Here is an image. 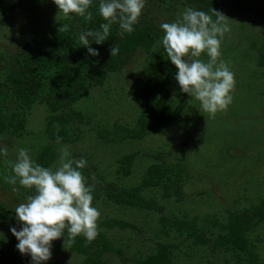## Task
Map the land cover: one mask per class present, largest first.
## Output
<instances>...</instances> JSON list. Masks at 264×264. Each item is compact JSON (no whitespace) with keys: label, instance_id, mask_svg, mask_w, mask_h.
Here are the masks:
<instances>
[{"label":"rangeland","instance_id":"374dc122","mask_svg":"<svg viewBox=\"0 0 264 264\" xmlns=\"http://www.w3.org/2000/svg\"><path fill=\"white\" fill-rule=\"evenodd\" d=\"M154 0H146L142 13L154 15L150 9L159 10ZM188 0H179L170 18L162 22H174L182 18ZM256 4V6H254ZM250 8L264 10V0L249 4ZM161 10V9H160ZM156 15V13H155ZM163 15V13L161 14ZM221 21L229 26L221 42H229L227 51L221 47L219 60L227 62L235 74L233 101L226 110L208 114L200 109V102L188 93L178 95L177 81L168 87V92H155L172 106L171 109L181 115L179 122L162 125L140 141H125L115 145H103L98 141L96 127L112 126L114 123L133 126L141 110L143 98L141 89L148 81L150 69L156 71L151 57L143 50L135 53L121 69L108 75L103 87L93 88L89 99L78 102L75 107L92 118L80 124L74 133L80 139L73 144H55L48 141L43 133L45 111L43 106H34L26 117L27 133L21 138L1 137L0 145L7 147V155L0 157L6 161L5 174L0 180V244L2 257L6 264H32L27 255L17 249L18 241L10 232V227L19 228L15 219V208L26 202L27 198H18L12 184L6 177L13 175L9 162H15L18 149H28L36 162L38 152L45 145H54L56 158L49 168L53 171L59 166L62 150L66 147L68 158L87 160L85 172L88 185L104 180H116V160L124 155L133 156L129 177L119 180L124 185H134L140 181L147 167L154 163L176 166L182 173L183 199L180 202L165 201L159 190L154 189L162 211L142 212L126 210L106 202L103 198L92 205L99 209L97 224L105 219H119L135 225L136 230L105 231L107 237L134 264L137 258L154 253L158 244L171 248L175 264H248L238 262L224 250H214L211 243L203 245L195 242L193 235L202 240L212 241L218 232V224L226 223L229 214L237 215L244 209L258 205L264 197V77L261 68L255 63L251 42L259 43L264 32V22L257 14L248 11L223 13ZM65 16L59 13L52 0H21L16 8L0 15V51L11 54L18 46L52 30ZM157 17V15L155 16ZM156 31L162 22L154 19ZM243 23L246 27L240 29ZM238 27V28H237ZM241 38L245 50L236 52V38ZM158 49L164 50L161 43ZM198 59L205 62L209 57L201 54ZM170 109V110H171ZM77 128V127H76ZM1 168V167H0ZM184 219L191 225L189 231L181 236L174 230L165 234L160 218ZM213 221L217 225H213ZM65 230L64 237L52 242L51 259L44 264H83V256L71 253ZM250 239L257 238L256 252L264 264V221L249 230ZM104 264H121L111 254L103 256Z\"/></svg>","mask_w":264,"mask_h":264},{"label":"trees","instance_id":"16d2710c","mask_svg":"<svg viewBox=\"0 0 264 264\" xmlns=\"http://www.w3.org/2000/svg\"><path fill=\"white\" fill-rule=\"evenodd\" d=\"M41 1V0H39ZM159 10L150 9L154 15L142 13L134 25L132 33L120 35L119 25L114 23L110 34L101 44L91 43V47L99 51L98 56H91L79 41V34L88 30L99 29L100 24L106 23L99 14L100 0H93L89 11L93 13L91 20L72 14L71 18H62L56 27L45 34L34 37L18 46L11 54L0 51V136H14L21 138L27 133L26 117L34 106H43L45 111V127L43 133L48 141L55 144H73L80 139L75 129L80 124L92 118L83 114L75 107L80 102L90 98L93 88L103 87L109 74L121 69L126 61L140 50L145 51L157 66L156 71L150 69L148 81L141 89L143 98L140 113L133 126L114 123L111 127L103 125L96 127L98 141L103 145H115L125 141H140L151 134L155 128L162 125H172L179 122L182 109L175 113L171 104L162 97H155V92H168V87L175 84L177 69L171 64L167 53L160 50L157 44L163 34L154 28V19L158 21L170 18L179 0H154ZM21 0H0V15L16 8ZM256 0H188L190 8L202 10L216 20V12L237 13L242 11L252 13L264 22V10L250 8L249 4ZM256 6V4H254ZM216 11V12H215ZM157 17H155L156 15ZM163 13V15H161ZM182 18H179L180 20ZM62 26H65L62 28ZM246 26L241 23L240 29ZM62 28V29H61ZM238 28V27H237ZM241 38H236V52H243L240 47ZM118 45L119 53L110 55L112 45ZM229 42H221V47L227 51ZM251 50L255 63L261 68L264 77V32L259 43L251 42ZM184 94L178 89V95ZM171 109V110H170ZM77 127V128H76ZM60 142H57V138ZM56 151L54 145H45L38 152L36 163L49 167L54 163ZM6 161L0 160V180L5 174ZM133 156L124 155L116 160V180L101 182L92 186L93 204L103 198L106 202L125 208L126 210L157 212L162 206L152 190L157 189L165 201L180 202L183 199L182 173L176 166H166L154 163L147 167L144 175L134 185H124L120 179L129 177L132 170ZM88 184L85 168L81 169ZM8 183V181H7ZM13 189L18 198H28L35 195L34 188H25L17 183ZM174 218V217H173ZM264 221V197L258 205L244 209L237 215L229 214L226 223L218 224V232L212 241L202 240L191 233L195 242L211 243L214 250H224L230 253L238 262L248 264H262L257 252V238L255 241L247 235ZM160 222L169 230L176 231L180 236L191 229V225L184 219L160 218ZM217 225L216 221L212 222ZM105 231L118 229L121 231L136 230L135 225L119 219H105L97 224V236L89 241L83 235L68 236L67 245L71 253L83 256V264H104L103 256L111 254L118 258L121 264H129L130 259L123 252L122 247L110 240ZM0 244V264H6L2 257ZM134 264H175L171 248L158 244L154 253L146 257L137 258Z\"/></svg>","mask_w":264,"mask_h":264},{"label":"clouds","instance_id":"9594fccd","mask_svg":"<svg viewBox=\"0 0 264 264\" xmlns=\"http://www.w3.org/2000/svg\"><path fill=\"white\" fill-rule=\"evenodd\" d=\"M59 13L66 18L72 14L91 20L89 11L93 0H52ZM146 0H100L99 14L106 23L97 30L79 34V41L91 56L99 51L91 43L101 44L110 34L114 23L119 25L120 35L132 33L145 8ZM216 12V11H215ZM216 20L202 11L186 8L182 19L162 22V45L171 64L177 69L175 80L180 90L200 102V109L208 114L226 110L233 101L235 74L227 62L219 60L221 41L229 26L221 21L224 15L216 12ZM65 26H62V28ZM61 28V29H62ZM119 53L118 45H112L110 55ZM206 54L205 62L198 59ZM60 142V138H57ZM7 147L0 145V157L7 155ZM70 153L62 150L59 166L53 171L36 163L28 149L19 148L15 162H9L13 175L6 177L8 183L34 188L35 195L15 208L19 228L10 227L18 243L16 249L30 257L32 264H44L51 259L52 242L64 237L65 230L72 236L83 235L91 241L97 236L98 208L92 205L93 188L86 183L81 169L87 160L68 158ZM2 235V234H0Z\"/></svg>","mask_w":264,"mask_h":264}]
</instances>
